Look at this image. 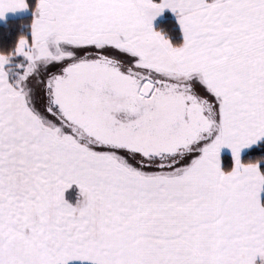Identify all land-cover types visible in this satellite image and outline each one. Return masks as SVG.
<instances>
[{
  "label": "snow or ice",
  "instance_id": "snow-or-ice-1",
  "mask_svg": "<svg viewBox=\"0 0 264 264\" xmlns=\"http://www.w3.org/2000/svg\"><path fill=\"white\" fill-rule=\"evenodd\" d=\"M0 264H264V0H0Z\"/></svg>",
  "mask_w": 264,
  "mask_h": 264
}]
</instances>
